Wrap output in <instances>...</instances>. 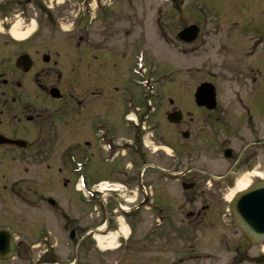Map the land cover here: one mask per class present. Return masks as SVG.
Masks as SVG:
<instances>
[{
    "label": "flooded vegetation",
    "instance_id": "1",
    "mask_svg": "<svg viewBox=\"0 0 264 264\" xmlns=\"http://www.w3.org/2000/svg\"><path fill=\"white\" fill-rule=\"evenodd\" d=\"M91 1L98 3L93 9L98 13L95 20L99 13L104 20L120 13L118 3ZM222 1L228 2L232 16L205 14L202 4L190 5L184 9L190 17L186 23L176 4L181 2L163 0L167 8L158 10L156 22L159 38L185 57L205 49L218 31L227 36L229 42L222 47H230L228 52L236 57L233 62L244 71L232 80L240 90L232 93L226 108L217 95L213 110L183 109L174 105L169 92L153 94L154 84L164 85L160 80L150 82V95L143 92V98H157L145 105L133 92L132 85L138 81L132 77L123 99L116 66L121 55L100 49V60L95 57L91 64V45L83 36L78 43L44 45H10L9 38L3 37L0 203L6 205L14 196L20 209L13 216L19 221L5 219L7 208L0 210L4 244L0 264H264V243L246 238L236 225L232 199L227 198L244 173L252 176L251 184L264 181V0ZM43 2L36 1L46 10ZM76 4V22L70 32L77 26L84 33L85 21H79L82 5H93L86 0ZM3 6L0 3L5 24ZM208 23L216 26L207 27ZM190 27L197 33L187 42L192 36L182 39L180 35ZM124 30L130 35L133 31ZM138 45H129V51H138L133 55L134 68L145 60ZM210 49L218 52L215 45ZM106 52L109 55L104 57ZM164 61L163 66H169ZM128 68L133 75L134 69ZM126 109L138 114L141 122L129 121ZM173 111L182 113L179 124L167 119ZM4 138L19 143L10 144ZM68 159L74 170L66 164L57 168L58 160L64 164ZM23 162L28 165L22 166ZM32 169L36 174L40 173L36 169L47 170L44 184L30 176ZM58 175L62 182L66 180L65 189L80 195L82 219L70 217L47 195L48 189L58 187ZM80 178L83 194L76 188ZM120 183L123 188L114 187ZM44 208L54 213L53 223L61 236H53L45 229L48 222L31 214Z\"/></svg>",
    "mask_w": 264,
    "mask_h": 264
},
{
    "label": "rangeland",
    "instance_id": "2",
    "mask_svg": "<svg viewBox=\"0 0 264 264\" xmlns=\"http://www.w3.org/2000/svg\"><path fill=\"white\" fill-rule=\"evenodd\" d=\"M0 1V3L4 5V8H1V10L4 11L3 15L7 16V21L6 19H4V21L6 22L5 24H3V17L0 13V43L3 42V37L9 38L10 45L15 43H26L32 45L69 42L78 43L80 36H83L84 38H88V42L91 45L92 51H90L89 54V62L91 64L92 62H95V57L100 60V54L98 51L100 49H107L112 55L115 54V52H118V54L121 55L122 60L119 61L118 59H116V66L118 69V74L121 78V91L119 90V94L122 95L123 99L127 96V93L130 88L129 79L131 80L132 77L134 78L135 82V77H133L132 73L128 68H134V63H136V61H134L133 55L137 54L138 52L137 49L136 51H129V45L132 43H136L137 45L140 44L142 46V50H144L145 53V60L142 57L139 59L140 61L141 59H143V61H141V64L137 66L136 70L140 73L144 70L143 73L145 74V76L146 74H149V83L152 80H160L164 82V85H160L158 87L155 84L153 85V94H160L163 91H165L166 94L167 92H169L170 94L168 96L171 97L172 100L174 99V105H179L183 109L197 108L193 100L194 94L196 92V89L201 85V83L205 82V80H209L213 85H215L221 106L224 108L228 107L231 103L233 97L232 93L240 90L239 85H237L232 80L234 77L237 76L238 72L239 75L243 74L242 72L244 71V67L237 68L239 64H235L233 62V59H236V57L234 55V52H228V50L230 49L228 45L222 47V45H225L226 42H229L227 36L222 34V32H220L219 34L218 31V34L211 36V40L207 42L210 46L208 45L205 49L201 50L193 57H185L181 54V51L178 52V49L176 47L167 45L159 38V34L157 32L158 25L156 22L157 12L158 10H162L163 12H165L167 8L163 6L164 3L162 4L161 2L163 0H104L107 1V5H110L111 3H118L121 9L120 13L115 16H113V13H111V16H106L107 20H104L103 18H105V16L99 13V19L92 20V24H88V18L86 17L87 19H83L81 14L79 17V21H85L84 33L77 30V26V29L74 33L70 32L73 29V24L76 22L77 0H57L58 4L57 2L51 3V1L47 2V0H45L46 6L52 5L54 7V9L52 10H41V8L37 6V0ZM179 1L181 3L176 4L181 6L180 12H184L182 18L185 20L186 23H189L190 17L187 12H185V10H187L190 5L199 6L200 4H202L201 8L204 10L203 12L205 14L223 15L225 17L233 15L232 11L227 9L226 5L228 2L224 5L222 4L224 3L222 0ZM194 1H200L201 3L198 4ZM88 2L92 3L93 6H91V12L96 17L98 13L95 12L96 10L93 9L97 7L98 3H95L94 5V1L92 2L91 0H88ZM115 4L112 5V8H114L112 11H115ZM43 7L45 9L44 4ZM70 11L71 13H69ZM189 12L193 14V9L189 10ZM100 18H102L103 20ZM209 21L211 22L210 18L208 19V22ZM17 24L20 25L19 30L23 34L32 31V35L27 41L17 42L10 35L11 29ZM78 26L81 27L79 23ZM215 26L216 25H214L213 23H208L207 25V27L212 28ZM221 26L222 28L225 27V25ZM127 28H131L133 30L131 31V35L124 30ZM3 31L7 34L1 35ZM211 45H215L218 49V52L216 51V49L211 50ZM109 52H106L104 57H107V55H109ZM235 54H237V52H235ZM163 61L169 63V66H163ZM229 62L235 65H229ZM178 70L181 71L180 74H176ZM188 72H190V74H187ZM196 72H199V74L196 75ZM168 73H173V76H171L170 79H168V77L167 79H165L166 77H162L164 75H167ZM97 81L100 82L99 80ZM132 87L133 92L137 94L139 103H141L142 101L146 105V102L152 98H143L144 91H142V88L139 86V84H137L136 86L132 85ZM146 92L147 94H150L151 89L149 87L146 88ZM156 100L157 98H152L151 102L154 104ZM122 105V108H127L126 104ZM126 110L130 118H132L134 121L141 122V117L138 114H131L128 112V109ZM157 116L159 117V115ZM149 117V122L153 123V116L150 115ZM64 145L66 144L63 143L62 146ZM57 162L58 169L60 167H65L66 165L68 167L70 166L69 169H75V165L72 162V159L66 160L64 164H61L59 160ZM21 165L26 166L28 164L23 162L21 163ZM42 166L44 169L47 165L43 163ZM17 171L19 173V170ZM34 171L35 170L32 169L30 176L32 178L39 179L40 182L42 181L41 183L44 184L43 172H47V170L39 171L36 169V171L40 172L39 174H36ZM244 174L240 175L237 178L236 186L234 189H232L231 193L227 196V198L231 197V195L238 191V183L242 181H248L249 179L251 181L253 180L252 176H244ZM18 177L19 176H16V178ZM57 180L58 187L55 188V191L54 189H48L47 195H52L51 197H53V200L58 204L59 207H62L65 212L70 214V217H72L73 219H82V202H80L79 200L80 195H76L75 193H71L70 191H68V189H65L64 183H66V180L62 182L61 176L58 175ZM119 186H121L120 188H123L124 185L121 184L114 187L117 188ZM43 194H45V191H43ZM2 207L7 208L8 210L5 211V219L8 216V218L12 221H14L13 218H15L16 221H19L17 216L13 217L14 215L19 214L20 209L19 202L16 197L10 196V199L8 198V202L6 203V205L0 203V210ZM25 214L27 215V212H25ZM31 214H38L43 218V221L46 220L48 222L49 227L47 226L48 228H46L45 226V229L50 230L53 236L62 235L53 223V221L56 219L54 217V213L52 211H49L48 208H44L42 209V211L36 213L31 212ZM4 224H1V226ZM44 225L45 224L42 223V226ZM22 234H27V232H22ZM18 235L21 234L19 233ZM107 260L112 262L113 257L109 256L107 257Z\"/></svg>",
    "mask_w": 264,
    "mask_h": 264
},
{
    "label": "water",
    "instance_id": "3",
    "mask_svg": "<svg viewBox=\"0 0 264 264\" xmlns=\"http://www.w3.org/2000/svg\"><path fill=\"white\" fill-rule=\"evenodd\" d=\"M196 28L186 29L180 37L182 39L192 36L187 42H192ZM196 104L213 110L217 107L215 87L211 84H202L195 94ZM181 114L176 112L168 116L171 123L178 124L181 121ZM11 144H17L11 140H5ZM20 146V145H19ZM232 211L237 226L244 232L246 238L252 242L264 243V182L255 184L247 191L239 194L232 203ZM3 233H0L2 237ZM5 242V240H4ZM4 244L0 241V247Z\"/></svg>",
    "mask_w": 264,
    "mask_h": 264
},
{
    "label": "bare ground",
    "instance_id": "4",
    "mask_svg": "<svg viewBox=\"0 0 264 264\" xmlns=\"http://www.w3.org/2000/svg\"><path fill=\"white\" fill-rule=\"evenodd\" d=\"M20 25L17 24L16 26H14L11 31H10V35L12 36V38H14L17 41H24L26 39H28L31 35H32V31L26 32V33H22L19 30ZM251 185V180L249 179L248 181H242L240 183L237 184V192L236 193H241L246 191V189H248V187ZM234 193L233 195H231V197L228 198V201H230L234 195L236 194Z\"/></svg>",
    "mask_w": 264,
    "mask_h": 264
}]
</instances>
